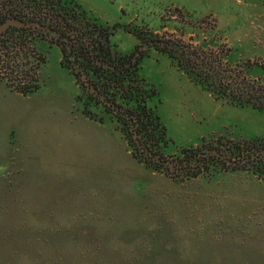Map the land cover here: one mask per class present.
<instances>
[{"label":"rangeland","instance_id":"obj_1","mask_svg":"<svg viewBox=\"0 0 264 264\" xmlns=\"http://www.w3.org/2000/svg\"><path fill=\"white\" fill-rule=\"evenodd\" d=\"M72 1L114 28L123 54L137 31L211 50L231 68L264 62V0ZM33 46L22 62L38 65L39 89L21 96L0 83V264H264V178L152 172L111 123L81 115L58 49ZM139 76L174 147L264 138L263 112L215 101L161 54L149 51Z\"/></svg>","mask_w":264,"mask_h":264},{"label":"trees","instance_id":"obj_2","mask_svg":"<svg viewBox=\"0 0 264 264\" xmlns=\"http://www.w3.org/2000/svg\"><path fill=\"white\" fill-rule=\"evenodd\" d=\"M130 32L137 43L123 54L112 41L114 28L72 0H0V83L21 96L38 90V65L23 68L28 62L22 61L35 54L36 41H47L73 80L81 115L111 123L131 158L145 168L177 181L226 173L264 178L262 137L218 136L172 146L153 103L157 92L139 76L141 60L153 51L215 101L264 113V76L252 73L264 70V62L231 68L211 50L173 36Z\"/></svg>","mask_w":264,"mask_h":264}]
</instances>
